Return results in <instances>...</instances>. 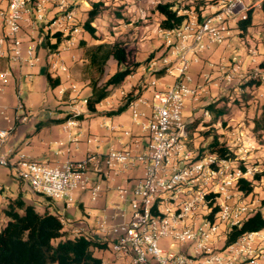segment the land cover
I'll return each instance as SVG.
<instances>
[{"label": "built area", "instance_id": "1", "mask_svg": "<svg viewBox=\"0 0 264 264\" xmlns=\"http://www.w3.org/2000/svg\"><path fill=\"white\" fill-rule=\"evenodd\" d=\"M164 1H174L178 13L185 18L178 26L162 28L164 48L146 63L150 76L147 83L152 87L150 115L132 106V119L146 132L147 142L141 152L135 151L134 141L111 148L106 154V162L115 173L142 165L141 176L132 184L116 187L119 198L129 202L132 213L127 221L111 225L103 218L96 230L107 241L113 257L124 264H264V244L260 243L258 231L240 236L221 250L214 248L229 226L252 213L251 204L240 198L236 188L247 169L234 166L232 159L220 158L216 153L202 155L199 149L191 148L184 114L188 99L197 98L208 79L223 87L246 76L264 83V66L255 58L246 67L241 58H235L228 69L220 64L223 74L205 76L203 85L192 84L190 74L191 65L202 60L205 50L232 36V21L245 19L261 0ZM140 12L145 17L142 9ZM0 16V58L34 66L38 61L34 32H59L64 44L52 52L48 70L55 76L61 72L69 76L60 51L74 42L81 29L75 0H0ZM160 72L173 76V82L158 87ZM9 79L10 71L0 68V82L5 84ZM119 92L126 94L124 89ZM17 107L22 109L24 103L19 101ZM4 111L0 103V116ZM204 114L209 112L204 109ZM68 123L75 124V120ZM12 129L13 126L0 127V166L14 168L35 193L65 199L69 206L74 201L73 191L86 188L89 162L96 157L50 163L31 159L21 150H2ZM124 133L130 134L128 130ZM100 187L92 186L93 199ZM3 188L0 183V192ZM216 205L218 210L209 218ZM178 246L185 248L174 249Z\"/></svg>", "mask_w": 264, "mask_h": 264}, {"label": "crops", "instance_id": "2", "mask_svg": "<svg viewBox=\"0 0 264 264\" xmlns=\"http://www.w3.org/2000/svg\"><path fill=\"white\" fill-rule=\"evenodd\" d=\"M80 2L83 3L81 7L78 5ZM260 3L253 7V23L244 35H240L238 25L235 26L232 22V36L225 43L213 45L205 50L201 55L202 60L191 65L192 84L203 85L206 77L215 78L222 75L223 71L219 65L222 64L225 69H228L235 58H241L244 67L249 64L251 58H255L257 63L264 60V12L260 8ZM89 8H91L89 0H75L81 29L76 34L74 42L67 49L60 51L68 66L69 76L66 72H61L58 76L50 74L52 79H59L57 85L51 86L48 83L46 73L49 72L48 62L52 52L64 44V39L62 37L58 41L52 31L34 32L38 56L34 66H29L24 61L17 64L10 63L7 57L0 58V68L10 71L9 81L5 84L0 82V103L5 110L4 116H0V127L13 126L1 149L21 150L31 159L50 163H58L66 159L81 160L94 155L96 158L89 162L86 188L75 189L74 201L67 206L65 199L54 200L35 193L26 181L17 176L14 168L0 166V183L4 187L0 192V208L5 206L9 198L21 195L26 202L35 205L37 209L41 211L47 209L63 218L64 229L72 236L83 235L94 240H103L102 235L96 230L101 219L106 218L111 225L127 221L132 213L129 202L119 198L116 187L120 184L130 185L142 174L141 164L119 170L117 173L113 172L106 162V154L111 148H120L134 141L136 142L135 151L143 150L147 142V134L133 121L132 106L135 105L139 110L150 115L152 87L147 83L150 77L147 65L141 64L135 73L128 75L120 86L113 89L109 96L97 104V113L88 111L84 99L91 93L90 77L86 76L87 70L81 66L87 62L82 49L89 39L82 28V23L86 18L83 14L87 16ZM97 19H100V16L93 21V24ZM236 33L238 36L235 35ZM96 40L100 42L105 39ZM207 62L218 65L211 66ZM157 76L158 87H165L174 80L173 76L162 72ZM239 83L234 81L228 85L229 88H226L222 85L215 86L212 80L208 79L200 95L187 101L185 116L188 123L199 117H202L201 121H207L209 115L204 114L203 106L223 95L231 97L230 89L233 88L238 89L237 93L244 88L250 91L252 97L248 99V95L243 96L245 102L251 103L255 114L259 113L264 106V83L254 88L243 87ZM121 89H124L126 93L129 91L136 93L140 90V94L127 107L130 109L129 115L124 112L125 110L115 114L106 113L108 110L116 109L124 101V96L119 92ZM256 92L259 94L257 95ZM19 101L24 103L22 109L17 107ZM201 109L202 113H199ZM68 113L83 114V118L69 117L62 122L36 129L37 122L47 118H62ZM23 116L26 118L23 119ZM69 120H75V124L68 123ZM199 129L200 127L189 135L191 148L199 149L203 143L204 137ZM125 130H128L130 134H125ZM95 184H100L101 187L97 198L93 199L91 188ZM25 194L31 195L32 200H29ZM247 198L248 195L243 196L242 199L246 201ZM33 200H38L39 204H35ZM258 235L262 239L260 243L264 244V229L258 231ZM224 240L225 235L214 244L220 243L223 247ZM182 248L185 246H178V249ZM95 254L101 257L102 264H124L116 260L107 247L96 249Z\"/></svg>", "mask_w": 264, "mask_h": 264}, {"label": "trees", "instance_id": "3", "mask_svg": "<svg viewBox=\"0 0 264 264\" xmlns=\"http://www.w3.org/2000/svg\"><path fill=\"white\" fill-rule=\"evenodd\" d=\"M103 0L91 2V8L87 11V16L82 23V28L92 36L101 38L96 34V27L93 21L102 14ZM260 8L264 12V0H261ZM154 9L163 15L161 20L162 28H173L182 23L185 16L178 13V6L174 1H160L154 5ZM253 9L247 12V17L238 21L240 35L247 32L252 21ZM60 41L61 34H53ZM49 44V41H48ZM96 58L94 69L99 73L97 77L90 79L89 85L91 93L86 98L87 109L91 113H97V104L109 96L113 89L120 86L128 75L136 72L143 63L140 60L128 61L129 52L124 44L119 41L102 42L93 51ZM109 57L116 63V70L106 79L101 81L104 66ZM144 61H149L148 58ZM87 59V58H86ZM146 62V63H147ZM264 66V60L260 62ZM48 83L55 86L59 79H52L49 72L46 73ZM243 87L254 88L260 85L258 80L250 78L241 84ZM140 94L129 91L124 96V101L114 110L106 113L115 114L124 111ZM227 98L219 97L203 106L209 112V119L201 121L199 117L187 124L192 135L193 131L200 127L199 131L203 135V143L199 147L200 152L216 153L220 158L234 159L235 150L221 140L220 134L215 130V123L220 117L227 113ZM223 101V104L220 102ZM69 117L83 118V114H66L62 118H47L36 123V129L44 125L62 122ZM225 124V121H222ZM252 132L256 140L264 146V106L259 113L255 114L252 120ZM246 171V168H242ZM264 175V169L254 173V179H260ZM240 195L247 196L254 189L253 181L246 177H241L236 185ZM45 196V195H43ZM50 198L48 196H45ZM52 199V198H50ZM261 207L245 217L240 223L229 226L225 233L224 247L235 243L238 238L249 232H256L264 229V197L260 201ZM218 210V206H213L208 214L212 218ZM106 240H94L92 238L76 235L72 236L64 229L60 217L51 211L39 210L35 205L26 202L21 195L9 198L5 206L0 208V264H102L100 256L95 254V250L105 249Z\"/></svg>", "mask_w": 264, "mask_h": 264}, {"label": "rangeland", "instance_id": "4", "mask_svg": "<svg viewBox=\"0 0 264 264\" xmlns=\"http://www.w3.org/2000/svg\"><path fill=\"white\" fill-rule=\"evenodd\" d=\"M158 0H103L102 14L100 19L93 24L96 27V34L105 39L96 42V38L85 30L88 36V43L82 49L83 55L87 58V62L83 63L84 70H87L86 76L90 79L98 76V72L94 69L97 61L93 53L94 48L102 42L119 41L125 45L129 52L128 61L131 63L140 60L145 64V58L150 56L148 60L154 56H158L164 48V34L161 27L163 15L154 9V5ZM164 1V0H161ZM213 1V0H211ZM92 0H89L91 6ZM82 2L78 5L81 7ZM141 9L145 12V17H141ZM85 13L84 11H82ZM86 17V14H83ZM239 20H234L233 25L237 26ZM238 36V33L235 34ZM96 38V39H95ZM117 63L112 57H109L105 63L101 81L107 78L109 74L117 68ZM245 79H250L245 77ZM245 79L239 83L240 86ZM226 88H229L228 86ZM231 90V97L223 95L220 97L227 98L225 101L228 111L215 123V130L220 134V138L228 146L235 150L236 157L232 159L234 166L245 167L247 169L246 177L251 179L254 184L252 193L248 195L246 202L252 206L251 212L260 208V201L264 197V175L260 179H254V173L264 169V146L261 145L252 133V120L255 115L251 103H246L243 96L248 95V99L252 97L250 91L236 89ZM258 95L259 93L256 92ZM258 98V96H257ZM223 104V101L220 102ZM129 108L125 109V113L129 115ZM199 113H202V109ZM185 114V109H184ZM208 120V119H207ZM225 121V124L222 123ZM248 136L245 138V136ZM204 140V139H203ZM211 152H201L207 154ZM31 199V195L25 194ZM243 198L242 195H240ZM35 204H39L38 200H33ZM264 212V208L262 209ZM224 247V246H223ZM220 243L215 245L216 250H221ZM174 249H178L175 247Z\"/></svg>", "mask_w": 264, "mask_h": 264}]
</instances>
